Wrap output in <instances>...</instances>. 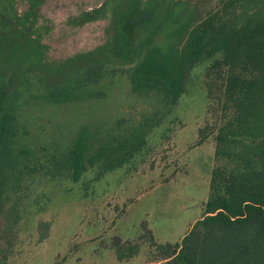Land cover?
Returning a JSON list of instances; mask_svg holds the SVG:
<instances>
[{"label": "rangeland", "instance_id": "374dc122", "mask_svg": "<svg viewBox=\"0 0 264 264\" xmlns=\"http://www.w3.org/2000/svg\"><path fill=\"white\" fill-rule=\"evenodd\" d=\"M157 1L165 12L175 0H145L148 6ZM242 1L189 0L203 12L221 3L215 21L206 20L199 35L219 30ZM125 5L126 0H4L0 9L30 23L45 45L43 59L56 62L126 40L127 31L117 24ZM198 24L158 34L162 50L177 64ZM133 65L107 64L104 77L68 103L40 98V78L25 85L24 94L36 98L24 97L12 112L14 151L28 153L17 157L3 196L0 264H112L116 242L123 255L137 244V252L118 259L120 264L160 261L162 249L153 240L179 243L203 214L213 167L238 165L232 157H214L226 77L221 52L191 63L173 102L154 90L133 92ZM80 134L88 145L86 165L73 180L68 150ZM109 142L115 156H109Z\"/></svg>", "mask_w": 264, "mask_h": 264}, {"label": "trees", "instance_id": "16d2710c", "mask_svg": "<svg viewBox=\"0 0 264 264\" xmlns=\"http://www.w3.org/2000/svg\"><path fill=\"white\" fill-rule=\"evenodd\" d=\"M242 2L239 12L219 30L199 35L206 20L215 21L222 1L203 12L189 0H175L162 12L161 1L148 6L145 0H126L117 19L127 31L126 40H118L107 50L96 47L56 62L43 59L45 45L32 33L30 23L23 24L19 15L0 9V210L8 179L17 170V157L28 153L22 148L14 151L10 139L13 110L24 97L36 98L23 91L32 77L40 78V98L68 103L78 98L79 90L104 77L107 64L133 62L128 75L131 90H154L173 102L183 92L191 63L221 52L226 77L214 157H232L238 165L213 167L203 214L179 243L153 240V245L162 249L157 260L171 257L167 264H264V0ZM196 23L198 28L191 33L194 40L177 64L162 50L158 34L162 29L176 34ZM139 32H143L142 39L135 41ZM110 143L109 156H115ZM87 146L80 134L68 150L73 180L85 168ZM130 246L123 255L116 242L117 258L134 255L137 244Z\"/></svg>", "mask_w": 264, "mask_h": 264}, {"label": "crops", "instance_id": "0c3cea01", "mask_svg": "<svg viewBox=\"0 0 264 264\" xmlns=\"http://www.w3.org/2000/svg\"><path fill=\"white\" fill-rule=\"evenodd\" d=\"M121 262H119L118 259H113V263L112 264H120ZM148 264H167L166 260H160V261H156L153 263H148Z\"/></svg>", "mask_w": 264, "mask_h": 264}]
</instances>
